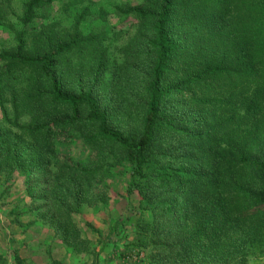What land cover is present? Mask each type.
<instances>
[{
	"label": "trees",
	"instance_id": "obj_1",
	"mask_svg": "<svg viewBox=\"0 0 264 264\" xmlns=\"http://www.w3.org/2000/svg\"><path fill=\"white\" fill-rule=\"evenodd\" d=\"M19 1L18 13L13 0H0V29L12 36L0 51V96L10 95L15 114L0 129V173L28 183L24 197L10 196V222H39L95 259L76 216L107 210L103 183L121 175L138 203L115 230L129 233L134 256L264 259V0L129 5L120 13L136 30L119 48L120 64L109 55L116 29L108 20L119 12L111 0ZM56 3L69 25L42 24L29 46L33 20ZM71 130L94 150L88 165L56 150L71 143ZM12 259L19 263L17 252Z\"/></svg>",
	"mask_w": 264,
	"mask_h": 264
},
{
	"label": "rangeland",
	"instance_id": "obj_2",
	"mask_svg": "<svg viewBox=\"0 0 264 264\" xmlns=\"http://www.w3.org/2000/svg\"><path fill=\"white\" fill-rule=\"evenodd\" d=\"M111 1L113 2V4L116 5L119 12H115L114 14L110 15L108 20L110 26L116 29L115 34L113 35L109 43L110 46L109 55L114 62L120 64L122 63L123 59L119 52V48L122 45H124L129 38L132 37V35L135 33L136 30L135 29L136 20L133 17L124 18L120 12L123 11L129 5L136 6L141 4L143 1L142 0H111ZM13 6L16 12L18 13L21 12L19 0H13ZM8 18L9 20L7 21V23L9 24H13L14 20H16V18L12 16H9ZM52 20H57L62 22L64 25H69V21L62 14H60V4L56 3L52 7L46 8L33 20L31 27H29V36L27 39V43L29 46L32 45L35 39L36 30L39 29L42 24H46ZM11 44H12V36L7 33L6 34L3 33L2 30L0 29V51L3 50L4 48H8ZM75 63L77 65L81 63L80 56L75 57ZM26 74L29 77H33V74L30 71H26ZM2 105L4 107H2ZM3 110H6V114ZM14 115L15 114L13 111V104L11 103L10 95L6 94L2 98L0 96V129L11 128V125L7 122L5 116H10V118H13ZM138 117L139 116H134L135 121H138ZM26 122H27V118L21 120L22 124ZM13 129L16 130L15 128ZM66 135H67V139H69L71 143H69L65 147H58L56 150L64 155H67L76 163L88 165L89 162H91L95 157L93 148H91L88 144L82 141L78 130H71L69 132H66ZM122 172H124V170ZM7 178L8 176L0 173V242L5 240L6 235L12 234L13 227L11 225L13 224L10 222V218L8 215L9 211L11 210L10 209L11 203L13 201V199H11L10 196L14 194L18 198L24 197L26 192V187L28 185L25 177L21 173H15L13 177L8 180V182H6ZM127 180L128 178L125 179V177L118 175L117 178L106 180L103 183V187L106 186L105 188L107 189L106 190L107 195L110 196L109 208H111V210L117 209L119 218L121 214H126L129 216L133 215V212H131V207L137 205L138 203L137 195H134L132 197H127V193H126ZM4 195H6V197H4ZM128 203H130V205ZM84 217L85 216H82L81 214L79 216H76V222L82 229L86 228L84 225L86 221ZM22 220L25 221L26 223L27 221H31L35 219L30 215H26V217H23ZM131 230L132 229L130 228L129 231ZM86 232L91 234L92 230L89 229V231ZM84 235H86V233H84ZM129 236L130 235L128 233L127 237L124 236L122 238H124L125 240H130L131 236L130 237ZM6 241L10 242L8 238H6ZM115 241H118L117 238ZM120 256H123L122 258L128 259L127 261L129 264H152L148 260V254L146 251H142V252L135 251V256L133 255L132 250L127 253H125V251H122L120 253ZM254 260L257 261L262 260L264 262V259H254Z\"/></svg>",
	"mask_w": 264,
	"mask_h": 264
},
{
	"label": "crops",
	"instance_id": "obj_3",
	"mask_svg": "<svg viewBox=\"0 0 264 264\" xmlns=\"http://www.w3.org/2000/svg\"><path fill=\"white\" fill-rule=\"evenodd\" d=\"M81 215L85 216L84 224L89 223L94 229L91 235L86 232L89 228L80 227L82 237L91 241L97 258L94 259L85 252H75L62 241L55 239L54 234L39 222L28 228L11 225L12 234L6 235L5 240L0 242V256L4 253L8 264H129L128 259L120 256L122 251L127 253L130 250L126 246L128 240L122 238L123 233L118 234L115 230L117 209L83 208ZM116 238L118 241H115ZM14 252L19 256V263L12 259ZM250 264L264 262L258 260Z\"/></svg>",
	"mask_w": 264,
	"mask_h": 264
}]
</instances>
